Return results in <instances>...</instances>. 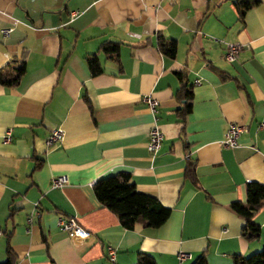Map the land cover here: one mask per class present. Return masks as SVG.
Returning a JSON list of instances; mask_svg holds the SVG:
<instances>
[{
  "label": "crops",
  "instance_id": "0c3cea01",
  "mask_svg": "<svg viewBox=\"0 0 264 264\" xmlns=\"http://www.w3.org/2000/svg\"><path fill=\"white\" fill-rule=\"evenodd\" d=\"M3 27L12 29L0 33V67L25 61L18 85H0V228L10 231L14 264H134L139 251L157 264H191L201 252L206 264H232L233 254L261 248L262 237L240 235L244 220L229 204L245 199L246 182L264 184V0L242 16L235 0H0ZM158 34L176 40L173 58L158 51ZM105 41L119 43V62L98 52L102 71L92 76L86 57ZM222 41L243 45L234 61ZM176 70L192 91L183 120ZM143 95L157 99L154 113ZM230 122L246 129L224 147ZM154 123L162 140L152 154ZM56 127L63 137L47 148ZM188 163L196 185L184 176ZM119 170L170 207L161 225L124 228L96 200L92 183ZM57 175L66 182L52 188ZM59 216L90 235L60 231ZM254 220L264 230V206Z\"/></svg>",
  "mask_w": 264,
  "mask_h": 264
},
{
  "label": "trees",
  "instance_id": "16d2710c",
  "mask_svg": "<svg viewBox=\"0 0 264 264\" xmlns=\"http://www.w3.org/2000/svg\"><path fill=\"white\" fill-rule=\"evenodd\" d=\"M259 0H235L239 15L252 5L258 4ZM156 46L159 52L169 58H173L177 50L175 39L167 38L162 34L157 35ZM100 52L105 58L119 62V43L116 41L102 42L97 51L86 57V62L92 76L102 71L97 53ZM25 73V61L23 59L11 60L0 67V85L12 87L19 84ZM175 75L180 83L175 96L180 101V106L175 110L177 115L189 112L191 106V85L187 83L186 73L176 70ZM41 164L40 159L35 160L34 168ZM184 176L196 185L194 166L188 163L184 170ZM92 190L96 200L112 211L120 225L131 229L134 224L140 223L144 227L156 228L161 225L170 214V207L163 205L157 198L136 189L131 174L127 170H119L113 174L98 178L92 183ZM264 206V184L257 181H249L245 184V199L236 200L229 204L230 209L243 218L244 223L240 229V235L246 240H255L262 237V245L247 255L233 254L232 264H264V230L254 220L255 212ZM13 208L9 209L8 218L12 216ZM5 235L6 257L0 264H14L15 256L9 245L10 231L2 230ZM134 264H157L154 257L147 252L139 251ZM191 264H206L204 252H201Z\"/></svg>",
  "mask_w": 264,
  "mask_h": 264
},
{
  "label": "built area",
  "instance_id": "2783aa9c",
  "mask_svg": "<svg viewBox=\"0 0 264 264\" xmlns=\"http://www.w3.org/2000/svg\"><path fill=\"white\" fill-rule=\"evenodd\" d=\"M77 11H72L71 16L76 15ZM12 27H3L0 29L2 37L9 34ZM217 40V39H215ZM224 44V59L226 61H234L243 45L238 42L232 41H222ZM142 100L145 102L147 108L154 113L158 105V101L151 95H143ZM246 127L244 124L237 122H230L224 130L223 137L221 139V144L224 147H234L237 145V140L239 135L245 131ZM63 137V131L60 127L52 128L45 138V145L47 148H51L61 141ZM9 139V130L5 131L3 140L7 141ZM162 140V132L156 123H154L147 134L146 147L150 153H155L159 147ZM66 182V177L64 175H57L51 178L50 186L52 188H57ZM57 227L60 231L67 233L68 235H75L80 237H88L90 231L80 226L73 217H62L59 216L56 220ZM2 235V229L0 228V236ZM105 254L109 261L113 262L115 259V248L108 244L105 247ZM179 257H183V254H179Z\"/></svg>",
  "mask_w": 264,
  "mask_h": 264
}]
</instances>
